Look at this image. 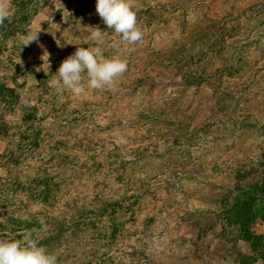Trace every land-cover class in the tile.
I'll list each match as a JSON object with an SVG mask.
<instances>
[{
  "label": "rangeland",
  "instance_id": "rangeland-1",
  "mask_svg": "<svg viewBox=\"0 0 264 264\" xmlns=\"http://www.w3.org/2000/svg\"><path fill=\"white\" fill-rule=\"evenodd\" d=\"M34 1L45 5L34 15L8 20L14 33L3 48L0 76L13 67L12 59L39 69L51 82L77 47L95 46L89 34L96 28L105 33L103 56L128 62L110 88L87 90L81 97L61 92L67 110L78 102L85 118L61 129L66 161L52 162L56 170H49L62 176L58 200L46 205L25 200L19 210L38 217L48 213L61 222L58 235V224L48 220L42 234L51 239L43 247L57 254L58 264H235L236 254L247 246L236 239V226L223 228L220 240L216 216L226 207L236 172L255 166L264 173L258 164L264 153V0H134L136 13L145 15L138 22L144 36L127 48L96 13V0ZM150 10L159 21L146 18ZM216 28L222 33L231 28L233 37H225L221 57L203 58L212 36L219 43ZM37 31L38 41L23 46V38ZM176 39L190 46L178 64L184 72L171 58L170 67L150 70L142 88H125L153 65L155 56L169 60L162 53ZM191 61L206 70H196L200 83L188 86L193 79L183 80L182 74L194 72L188 68ZM17 118V113H0V128L16 124ZM3 143L0 139V151ZM100 145L118 147L125 169L104 167ZM119 174L131 183L126 190L140 193L139 204L133 213L98 218L91 213L97 199L123 197ZM73 217L80 219L77 226ZM114 220L121 224L113 234ZM247 229L264 235V222L256 219Z\"/></svg>",
  "mask_w": 264,
  "mask_h": 264
},
{
  "label": "trees",
  "instance_id": "trees-1",
  "mask_svg": "<svg viewBox=\"0 0 264 264\" xmlns=\"http://www.w3.org/2000/svg\"><path fill=\"white\" fill-rule=\"evenodd\" d=\"M12 5L15 8V15L11 20L24 14L28 17L34 15L45 3L39 5V2L34 0L29 2L14 0ZM147 13L146 18L152 22H155V19L159 21L160 15L154 14L153 10L147 11ZM56 15L60 17L59 12ZM137 18L138 22H143L145 15L142 16V14L137 13ZM229 19L230 21L232 20V18ZM8 22L6 20L0 26V68L4 62L2 52L6 49L5 46L9 36L14 33L13 29L7 25ZM216 23L220 24L218 21L213 22V24ZM221 23L224 27L227 25L226 22L221 21ZM141 28L143 27L141 26ZM207 28L200 27L199 30L204 31ZM217 28L215 30L219 33L216 36L219 43L212 36V43L204 47V55L199 50L196 51L198 54L203 55V58L206 54L214 59L217 56L221 57V54L225 51L223 49L225 37H233L231 28L224 33ZM187 40L189 41V39ZM183 42L184 44H182L181 39H176L175 42L173 40L167 45L169 49L162 53L163 56L167 55L169 60L162 61L158 56H155L156 60L150 61L153 65H147V68L151 67L146 69V71L142 70L138 78L131 79L130 84L127 85L129 87L125 86V88H132L133 91L142 88L151 74L150 70L155 67L160 69L170 67V64L174 63L170 60L171 58L175 59V64L180 66L183 71L185 68L178 64L182 63L181 58L183 56L189 55L187 51L190 47H184L185 41L183 40ZM194 47H192V51ZM3 48L5 49L3 50ZM191 56L194 57V54ZM214 59L213 64H216L217 61H214ZM9 61L10 66L13 67L9 68V72L0 76V113L3 115L6 113H17L18 118L16 124L0 128V139L4 142L0 151V169L2 170V175L0 176V239H22L24 233L31 232L38 244L43 246L44 244H49L51 239L50 236L44 237L45 235L42 234L45 225L51 222L48 220H55V224H58L59 228L55 230L58 235L63 230L60 227L61 222H59L57 217H51L48 213L38 217L34 214L21 215L19 210L23 209L26 204L25 200L44 205L56 203L62 176L52 174L49 170H56L51 165L52 162L60 165L62 161H66L62 150L60 151V147H65L66 143V137L62 138L61 129L72 122L78 124L79 121L84 120L85 115L78 109V102H76L75 107L67 110L68 107H65L64 103H62L61 92H57L51 86V82L48 81V75L38 70H33L27 63L18 64L12 59H9ZM188 68L194 70L195 73L192 71L191 73H183V80L193 79L192 82H188V86H192L194 81L199 84L200 77L195 76L196 70L203 69V72H205V67H199L197 62L193 63L191 61ZM217 71H214V73ZM232 73L233 71H228L226 75L231 76ZM30 79H33L34 83L30 82ZM76 124H74V127L77 126ZM104 147V145L98 146L102 152ZM104 154L107 164H102L104 167L117 164L120 169H125L124 154L118 147L107 149ZM261 161L263 162L258 164L261 169H264V153ZM100 165L101 163L98 162L96 168L93 167L94 170ZM61 166L63 167V164ZM254 167L252 166L248 170L241 169L235 173V182L224 199L226 207L219 211L216 216L218 230H220L217 235L220 236V240L224 235L222 233L224 231L223 228L236 226L238 231L236 239L247 246L245 253L239 252L236 254L235 264H264V235L252 234L247 229L248 225L256 219H261L264 222V173L256 172ZM57 170H60L59 166ZM190 178L192 179V176L188 179ZM117 180L118 183H123L125 190L123 197L114 201L97 199L98 208H95L91 213L94 212L98 218L105 214L114 218L116 214L118 217L121 215L120 213H133L135 207L139 204L140 193L135 194L134 191L128 188L126 190V185L131 184L128 182L129 179L126 180V175L119 174ZM86 218L88 219L89 217ZM79 221L78 217H73L72 223L77 226ZM113 222L112 232L114 234L118 231V226L121 223H116V220ZM91 223L93 222L91 221ZM210 227L211 225H208V228Z\"/></svg>",
  "mask_w": 264,
  "mask_h": 264
},
{
  "label": "clouds",
  "instance_id": "clouds-1",
  "mask_svg": "<svg viewBox=\"0 0 264 264\" xmlns=\"http://www.w3.org/2000/svg\"><path fill=\"white\" fill-rule=\"evenodd\" d=\"M134 7V0H96V13L106 28L112 29L120 38V43L125 48L142 42L144 36L143 31L138 27ZM14 15L12 0H0V26L6 20L10 21ZM39 32L25 36L23 46L38 41ZM89 36L95 46L77 47L76 51L59 66L54 75L56 79L51 81V86L57 92L66 90L75 97H81L86 95L87 90L103 91L110 88L127 71V60L103 56L105 33L102 30L96 28ZM0 264H58V257L57 254L49 253L45 247L40 246L31 232H26L22 239H0Z\"/></svg>",
  "mask_w": 264,
  "mask_h": 264
}]
</instances>
